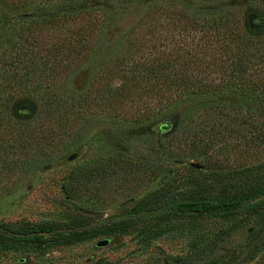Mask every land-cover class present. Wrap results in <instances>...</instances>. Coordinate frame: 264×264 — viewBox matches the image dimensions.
Here are the masks:
<instances>
[{
    "label": "trees",
    "instance_id": "obj_1",
    "mask_svg": "<svg viewBox=\"0 0 264 264\" xmlns=\"http://www.w3.org/2000/svg\"><path fill=\"white\" fill-rule=\"evenodd\" d=\"M130 8L145 9V17L155 19L158 30L165 26L189 39L188 51L181 52L184 61L179 53L162 58L147 51V56H138L144 47L141 39L138 51L132 53L129 47L127 55L96 72L88 88L74 91L71 77L95 57L118 12ZM104 102L111 108L131 102L139 113L129 120L116 113L109 118L108 130L89 138L84 133L93 121L89 112ZM28 104L34 109L30 114L16 112ZM158 120H165L160 130H171L169 138L152 141V135L138 133ZM124 122L132 128L117 126ZM113 134L124 151L133 143L146 145L143 160L128 152L109 153ZM230 140L245 148H264V0H0V175L18 169L39 172L91 142L95 158L73 168L61 188L64 201L98 214L101 205L91 202L96 184H115L139 173L159 179L165 175L166 158H184L181 149L187 150L188 159L207 163L216 141L225 145ZM191 170V177L150 200L133 203L120 215L124 218L112 217L114 221L101 227L1 229L0 252L18 243L40 247L49 239L68 244L128 233L147 221L167 226L184 219H232L264 209V188L215 199H169L164 207L156 206L176 186L197 179L200 170ZM144 235L142 242H149L160 233ZM234 260L222 256L219 264H236Z\"/></svg>",
    "mask_w": 264,
    "mask_h": 264
},
{
    "label": "rangeland",
    "instance_id": "obj_2",
    "mask_svg": "<svg viewBox=\"0 0 264 264\" xmlns=\"http://www.w3.org/2000/svg\"><path fill=\"white\" fill-rule=\"evenodd\" d=\"M145 13L143 8L118 12L115 21L110 22L95 57L71 77L70 86L74 91L88 88L94 74L115 57L127 55L129 47L132 53L138 51L141 39L144 47L138 56H147V51L162 58L175 57L179 53L180 60L184 61L181 52L188 51L185 44L190 40L177 37L165 26L158 30L156 20L146 18ZM160 20V25H164L165 21ZM134 27L138 28L128 35ZM155 29L158 31L154 32ZM149 45L154 48H149ZM113 85L118 86L119 82L114 81ZM153 102L157 105V101ZM150 106L154 108V105ZM33 110V106L28 104L26 108L18 107L16 112L28 115ZM89 113L93 114V121L84 133L91 138L99 135L100 131L108 130L109 118L116 113L129 120L139 111L131 102H126L122 107L114 105L112 108L105 103ZM164 122L158 120L137 131L146 136L152 135V141L165 140L172 132L160 130ZM117 126H124L125 131L132 128L127 122ZM72 130L74 133L75 129ZM110 139L112 146L108 149L109 153L128 152L127 155H133L139 162L143 160L141 156L142 153L145 155L143 149L146 145L133 143L129 151H124L120 139L114 141V134ZM214 146L207 163L188 159L187 150L181 149L185 153L184 158H166L165 175L159 179L139 173L123 176L115 184H96L97 192L91 196V202L102 208L98 214L89 216L85 214L86 210L77 209L79 204L64 201L61 187L69 179L73 168L95 158V147L91 142L39 172L26 174L18 169L10 175H0V231L4 228L37 229L40 226L101 227L114 221L112 217L116 220L124 218L120 215L129 211L133 203L161 195L176 181L191 177L194 174L191 163L202 166L197 179L176 186V190L156 206L164 207L163 202L169 199L199 196L215 199L229 193H247L264 188V148H245L234 140L226 141L225 145L216 141ZM220 146L223 148L215 151ZM247 168L250 170L243 171ZM110 188L114 192L109 195L107 190ZM158 231L159 237L142 242L146 238L144 233L155 235ZM100 240H109L110 243L105 247H96ZM222 256L235 259L236 264H264V209L252 215L240 213L232 219H184L167 226H156L154 221H147L137 223L128 233L101 235L68 244L50 239L40 247L18 243L0 252V264H219ZM252 256L255 259L250 261Z\"/></svg>",
    "mask_w": 264,
    "mask_h": 264
},
{
    "label": "water",
    "instance_id": "obj_3",
    "mask_svg": "<svg viewBox=\"0 0 264 264\" xmlns=\"http://www.w3.org/2000/svg\"><path fill=\"white\" fill-rule=\"evenodd\" d=\"M190 167L193 168V169H196V170H201V169H202V166L199 165V164H196V163H191V164H190ZM61 191H62V189H61ZM85 214H87V215H96L97 213L87 211V212H85ZM109 243H110L109 240H100V241H98V242L96 243V247H105V246H107Z\"/></svg>",
    "mask_w": 264,
    "mask_h": 264
}]
</instances>
